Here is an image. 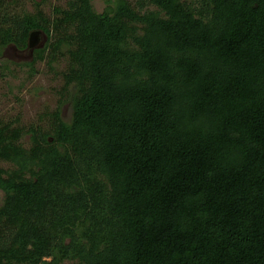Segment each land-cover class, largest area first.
I'll use <instances>...</instances> for the list:
<instances>
[{"label":"trees","instance_id":"trees-1","mask_svg":"<svg viewBox=\"0 0 264 264\" xmlns=\"http://www.w3.org/2000/svg\"><path fill=\"white\" fill-rule=\"evenodd\" d=\"M21 1L0 0L1 76L34 30L28 80L66 67L49 148L0 139V264H264V0Z\"/></svg>","mask_w":264,"mask_h":264},{"label":"rangeland","instance_id":"rangeland-1","mask_svg":"<svg viewBox=\"0 0 264 264\" xmlns=\"http://www.w3.org/2000/svg\"><path fill=\"white\" fill-rule=\"evenodd\" d=\"M40 3V7L47 15L53 13L57 5L65 6L68 0H35ZM96 11L103 12L109 5L108 0H94ZM23 5L28 10H34V0H22ZM47 38L40 35L39 46H43ZM33 51L30 49L18 50L14 46H9L4 51V59L16 61L18 64H11L14 74L1 76L0 74V139H6L8 143L20 146L25 152L35 154L43 152L49 148L48 145L40 143L34 136V132L39 124L45 125V121H40V117L46 118V111L56 108L60 95L58 90L63 85V78L60 72L65 69L64 62L56 69L52 70L46 62H39L36 65V73L31 80H28V66H20L19 62L33 59ZM27 80V82H26ZM24 84L23 89L21 88ZM63 115L66 119L71 116L69 104L64 105ZM44 123V124H43ZM16 165L8 160L0 159L1 171L14 170ZM5 176V173H3ZM25 179H31L32 173L22 174ZM5 192L0 187V207L5 201ZM5 219L1 220L0 241L4 234Z\"/></svg>","mask_w":264,"mask_h":264},{"label":"water","instance_id":"water-1","mask_svg":"<svg viewBox=\"0 0 264 264\" xmlns=\"http://www.w3.org/2000/svg\"><path fill=\"white\" fill-rule=\"evenodd\" d=\"M41 34H43L41 30H34L31 32L28 42V49L34 51L35 48L42 47L39 46V40Z\"/></svg>","mask_w":264,"mask_h":264}]
</instances>
